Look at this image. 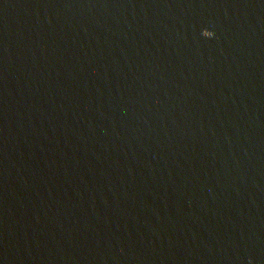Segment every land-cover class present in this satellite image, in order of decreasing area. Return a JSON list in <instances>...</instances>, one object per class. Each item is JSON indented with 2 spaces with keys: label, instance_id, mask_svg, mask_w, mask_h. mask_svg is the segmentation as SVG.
<instances>
[{
  "label": "water",
  "instance_id": "95a60500",
  "mask_svg": "<svg viewBox=\"0 0 264 264\" xmlns=\"http://www.w3.org/2000/svg\"><path fill=\"white\" fill-rule=\"evenodd\" d=\"M0 264H264V0H0Z\"/></svg>",
  "mask_w": 264,
  "mask_h": 264
},
{
  "label": "clouds",
  "instance_id": "9594fccd",
  "mask_svg": "<svg viewBox=\"0 0 264 264\" xmlns=\"http://www.w3.org/2000/svg\"><path fill=\"white\" fill-rule=\"evenodd\" d=\"M211 32V31H210ZM212 33V35L210 36V37H212L213 35H214V33L213 32H211Z\"/></svg>",
  "mask_w": 264,
  "mask_h": 264
}]
</instances>
